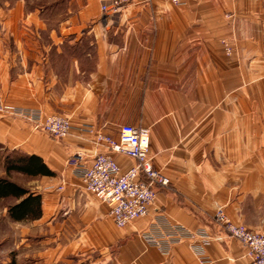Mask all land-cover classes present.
<instances>
[{
  "label": "crops",
  "instance_id": "0c3cea01",
  "mask_svg": "<svg viewBox=\"0 0 264 264\" xmlns=\"http://www.w3.org/2000/svg\"><path fill=\"white\" fill-rule=\"evenodd\" d=\"M110 1L0 0V96L114 138L124 124L148 129L149 156L170 187L159 189L149 216L119 228L68 165L76 154L90 164L106 152L94 136L58 140L0 115V148L39 157L52 174H10L41 196L42 214L17 222L4 208L1 225L17 235L2 237L1 263L200 264L187 242L169 255L147 244L160 216L221 236L207 247L211 264H249L214 215L222 206L264 234V0H151L108 15ZM115 158L124 171L136 164Z\"/></svg>",
  "mask_w": 264,
  "mask_h": 264
},
{
  "label": "built area",
  "instance_id": "2783aa9c",
  "mask_svg": "<svg viewBox=\"0 0 264 264\" xmlns=\"http://www.w3.org/2000/svg\"><path fill=\"white\" fill-rule=\"evenodd\" d=\"M150 1L111 0L102 6V11L108 15H118L129 4ZM186 3L187 0H173V4L178 7ZM222 45L227 55L234 54L230 42L224 39ZM0 115L28 120L33 124L34 130L44 131L58 140L67 138L75 131L94 136L93 143L97 147H104L106 152L96 151L90 164L83 153L76 154L70 158L68 165L81 179L88 192L110 205L111 216L119 228L127 227L132 222L149 216L159 189L170 187V179L154 168L153 160L149 156L150 132L146 128L124 124L120 127L118 138H114L91 126L75 129L68 117L56 115L44 117L38 111L15 107L5 103L1 96ZM115 155L126 156L136 164L124 171ZM59 190L64 191V186H60ZM214 220L225 235L242 243L249 264H264L263 233H256L244 225L234 223L222 206L217 207ZM143 238L147 244L159 248L165 255L170 254L174 245L187 242L200 264H211L207 257V247L214 241L223 239L221 236L213 237L205 228L192 230L160 216H156Z\"/></svg>",
  "mask_w": 264,
  "mask_h": 264
},
{
  "label": "trees",
  "instance_id": "16d2710c",
  "mask_svg": "<svg viewBox=\"0 0 264 264\" xmlns=\"http://www.w3.org/2000/svg\"><path fill=\"white\" fill-rule=\"evenodd\" d=\"M5 153L7 152L5 151ZM1 164L4 166L6 176H0V201H9L10 199L16 201L8 208L9 218L17 222L40 219L42 214L41 196L16 184L10 179V174L16 172L31 177L52 175L43 160L39 157L19 156L11 152L3 156L0 152V166Z\"/></svg>",
  "mask_w": 264,
  "mask_h": 264
},
{
  "label": "rangeland",
  "instance_id": "374dc122",
  "mask_svg": "<svg viewBox=\"0 0 264 264\" xmlns=\"http://www.w3.org/2000/svg\"><path fill=\"white\" fill-rule=\"evenodd\" d=\"M0 152H1V154H3V156L8 154V152L5 153V151L2 150L1 148H0ZM0 176L1 177L6 176V175H4V166L2 164L0 166ZM12 178H19V176L12 175ZM18 181L21 183H24L27 180H25V179L23 180V179L19 178ZM11 203H12L11 201H0V264H2L1 261H3L2 237H7L9 239V241H11V239L12 238L14 239L15 236L17 235V233L14 231V228L4 229L3 226L1 225V223H3L4 221L7 220L6 217L4 218V216H5V214L3 213L4 208L5 207L9 208ZM7 247H9V245Z\"/></svg>",
  "mask_w": 264,
  "mask_h": 264
}]
</instances>
